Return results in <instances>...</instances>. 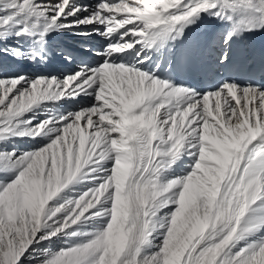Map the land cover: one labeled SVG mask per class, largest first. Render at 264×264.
Masks as SVG:
<instances>
[{"label":"snow or ice","instance_id":"1","mask_svg":"<svg viewBox=\"0 0 264 264\" xmlns=\"http://www.w3.org/2000/svg\"><path fill=\"white\" fill-rule=\"evenodd\" d=\"M257 35L264 0H0V264H264Z\"/></svg>","mask_w":264,"mask_h":264},{"label":"rangeland","instance_id":"2","mask_svg":"<svg viewBox=\"0 0 264 264\" xmlns=\"http://www.w3.org/2000/svg\"><path fill=\"white\" fill-rule=\"evenodd\" d=\"M98 39V40H97ZM91 41V42H90ZM96 41H98V42H100V38L99 37H94V38H92L91 40H89L88 42L89 43H94V42H96ZM64 43H67V44H69V45H72V46H74V47H78L79 46V44H78V42L77 41H74V40H72V39H70V38H66L65 39V41H64ZM52 63H56V64H58L57 65V68L61 65L62 67H64V69L65 70H67V71H65V72H63V73H66V72H68L70 69H68V68H66L65 66H63L62 64H60L58 61H53ZM50 65H48V66H44V65H39V66H26V68H22L21 66H12V68L15 70V71H19V72H24V73H27V74H29V75H41V74H49V73H52V74H59L55 69H52L51 67H49ZM23 70H25V71H23ZM30 70V71H29ZM63 73H61V74H63ZM9 74H11V73H9ZM25 147H27V145H25ZM57 247L58 246H60V245H56Z\"/></svg>","mask_w":264,"mask_h":264},{"label":"bare ground","instance_id":"3","mask_svg":"<svg viewBox=\"0 0 264 264\" xmlns=\"http://www.w3.org/2000/svg\"><path fill=\"white\" fill-rule=\"evenodd\" d=\"M85 2H89V0H85ZM212 28H213V26L212 25H209V24H205V25H202L201 27H200V29H198L197 31H196V35H198V36H201L202 38L207 34V33H209L211 30H212ZM98 40V39H97ZM91 42V41H90ZM89 43V42H88ZM101 43V41L100 42H98V41H96V42H94V43H89L90 45H92V46H96V47H98L99 46V44ZM50 66L49 67H51L52 69H55L59 74H61V73H63V72H65V71H67V70H65L64 69V67H62L61 65L57 68V65L58 64H56V63H51V64H49ZM26 66L27 65H23V66H21L22 68L24 67V68H26ZM48 66V65H47ZM23 71H25V70H23ZM30 71V70H29ZM26 72V71H25ZM59 245V244H58ZM57 247V246H56ZM59 247V246H58Z\"/></svg>","mask_w":264,"mask_h":264}]
</instances>
